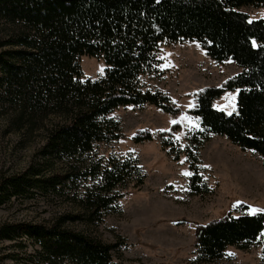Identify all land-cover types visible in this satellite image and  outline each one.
<instances>
[{
    "label": "trees",
    "instance_id": "16d2710c",
    "mask_svg": "<svg viewBox=\"0 0 264 264\" xmlns=\"http://www.w3.org/2000/svg\"><path fill=\"white\" fill-rule=\"evenodd\" d=\"M243 6H264V0H0V23L7 29L0 39V117L8 115L14 126L30 132L41 126L44 137L40 162L0 181V208L14 198L41 196L75 209L46 221L4 222L0 242L25 251L32 247L31 263L124 264L114 257L119 244L89 228L116 212L124 190L145 184L147 174L137 157L103 159L93 151L97 143L125 137L121 122L110 116L121 106L181 112L169 95L141 81L157 65L163 41L196 40L211 58L232 59L242 69L198 94L191 113L200 118L204 138L191 143L198 147L216 134L264 157V16L252 19L239 10ZM84 55L104 60L103 76L83 78ZM235 90L237 111L215 107ZM174 131L158 134L165 147L172 145ZM154 136L146 129L134 140ZM193 150L190 187L200 194ZM259 237L264 253V213L230 212L198 228L195 262H214L229 246L248 249Z\"/></svg>",
    "mask_w": 264,
    "mask_h": 264
},
{
    "label": "rangeland",
    "instance_id": "374dc122",
    "mask_svg": "<svg viewBox=\"0 0 264 264\" xmlns=\"http://www.w3.org/2000/svg\"><path fill=\"white\" fill-rule=\"evenodd\" d=\"M252 19L264 16V6L239 9ZM7 33L0 23V39ZM158 63L153 71L141 76L147 89L169 95L180 108L172 115L160 108L121 106L110 116L121 122L125 137L110 143L95 144L97 158L127 157L140 160L147 174L139 188L127 187L118 210L108 214L90 232L107 243H118L116 260L124 264H264L262 237L248 249L229 246L223 257L211 263H198L195 243L198 228L228 213L235 216L264 209V157L242 149L227 137L210 134L209 140L195 147L191 139L204 138L200 118L193 113L198 94L209 86H222L242 69L232 59L222 62L211 58L196 40L163 41L157 48ZM83 78L98 79L105 73L104 60L84 55L80 58ZM238 90L217 99L215 107L227 113L237 111ZM176 121V123H173ZM18 129L10 116L0 117V181L39 163L44 143L43 129ZM151 130L152 140L136 142L134 135ZM175 129L172 145L165 147L158 134ZM198 158L195 166L202 176V193H192L190 183L194 164L188 150ZM195 148H198L195 150ZM193 162V163H192ZM206 184V187H205ZM62 199L14 198L0 208V224L9 221H46L55 214L73 211ZM78 228H81L78 226ZM12 242H0V264H37L27 260V251L13 248ZM14 252L15 260L5 259Z\"/></svg>",
    "mask_w": 264,
    "mask_h": 264
},
{
    "label": "snow or ice",
    "instance_id": "6c2138e0",
    "mask_svg": "<svg viewBox=\"0 0 264 264\" xmlns=\"http://www.w3.org/2000/svg\"><path fill=\"white\" fill-rule=\"evenodd\" d=\"M173 123H176V121H173ZM254 211H264V209H254Z\"/></svg>",
    "mask_w": 264,
    "mask_h": 264
}]
</instances>
